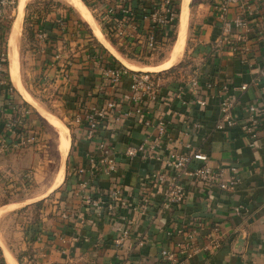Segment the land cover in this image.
I'll return each instance as SVG.
<instances>
[{
	"label": "crops",
	"instance_id": "0c3cea01",
	"mask_svg": "<svg viewBox=\"0 0 264 264\" xmlns=\"http://www.w3.org/2000/svg\"><path fill=\"white\" fill-rule=\"evenodd\" d=\"M217 1L203 3L208 12H199L194 19L193 45L188 50L194 57V69L179 78L172 75L154 77L158 78L164 94L171 87L178 89V85L187 82L195 72H198L202 82L211 80L218 86L229 84L239 98L238 116L242 113L247 115L243 108L250 103H256L263 109L257 142L252 145L240 125L228 131L215 129L220 114L218 87L205 91L208 104L204 107L197 106L190 93L185 91L184 99L188 104L176 99L172 109L184 112L186 117L201 125L193 134L184 135L181 134L185 129L182 119L167 114L171 120L167 146L171 150L184 149L180 141L189 142L194 148L208 153L212 166L236 165L241 182L234 190L191 185L186 200L180 205L156 195L145 213L131 206L139 202L142 190L150 192L147 190V186L150 189L147 184L149 173L164 167L155 158L139 155L130 159L125 152L128 147L137 146L150 137L154 128L146 126L137 117L119 122L110 119L100 125L95 136L89 138L86 127L78 126L73 120L79 102L89 105L94 102L100 104L103 100L96 90L100 81L98 68L87 55L99 49L104 60L112 64L110 54L93 42L86 24L71 9L58 8L43 19L44 24L33 19L36 34L34 39H30L27 49L30 72L33 79H38L37 83L41 82L44 74L49 76L50 82L45 87L59 93L55 100L73 126L64 181L51 193L54 197L45 200L40 217L24 225L22 241L14 246L17 254L13 255L19 264H163L161 250L175 249L182 239L177 229L194 227L200 222L203 224L198 238L200 250L188 264H264V46L253 37L251 53L231 52L220 47L218 36L221 23L213 10ZM32 18H36L35 13ZM64 22L65 28L62 29ZM39 31L47 34L44 40H38ZM58 52L71 56L75 62L70 70V82L63 78L62 63H53ZM89 78L94 79L89 81L93 83L91 90L87 82ZM130 80L126 77L122 86L128 87ZM244 84L248 87L242 91L240 88ZM9 102L31 110L26 123L40 135L37 142L25 148L0 154V196L7 192L15 198L19 194L38 191V187L30 188L33 182L30 184L25 174L32 171L34 179H37L41 171L47 128L31 104L21 98L13 86L4 85L0 88V107L4 110L0 114V135L5 134V121L11 113ZM167 109L158 101L152 104L150 115H162ZM102 140L108 142L110 154L119 165L111 174L102 171V167L95 172L91 170V160L102 158L99 147ZM80 167L86 169L84 174L78 173ZM168 171L173 174L172 170ZM184 182L188 183V179ZM143 185H146L144 189ZM118 186L123 194L117 214L103 212L93 223L86 221L94 217V210L85 203L86 195L105 193L104 197L109 198V193ZM48 188L22 201L18 199L7 207L28 204ZM236 206L242 207L241 212L234 210ZM64 211L74 215L65 219L62 216ZM129 221L132 223L129 224ZM127 225L131 230L130 237L117 245L116 239ZM216 226L219 227L222 243L218 248H211L208 234ZM140 241L143 245L139 244Z\"/></svg>",
	"mask_w": 264,
	"mask_h": 264
},
{
	"label": "built area",
	"instance_id": "2783aa9c",
	"mask_svg": "<svg viewBox=\"0 0 264 264\" xmlns=\"http://www.w3.org/2000/svg\"><path fill=\"white\" fill-rule=\"evenodd\" d=\"M94 15L99 18V24L103 25L105 36L110 40H117L118 48H123L134 56L151 58L163 49L170 40L174 28L179 20L176 0H83ZM17 0H0V88L10 84L9 53L2 36L6 32V24L11 16V11L16 6ZM213 10L217 20L221 23L218 44L227 48L231 52L251 53L252 38L255 37L259 45L264 46V0H218L214 4ZM65 28V22L61 25ZM46 33L38 32V40H44ZM116 44V45H117ZM115 45V44H114ZM89 60L95 62L98 68L100 81L96 90L102 95V102L98 104H83L79 102L77 111L73 117L78 125H84L87 129V136L92 138L96 135L101 124L107 123L110 119L115 122L124 121L131 118H139L146 126H152L154 133L147 137L137 146L127 148L125 154L130 159L139 155L152 157L161 161L163 169L154 170L149 173L147 184L150 192L142 190L139 202L131 206L139 212L145 213L148 210L152 197L161 195L164 200L172 204H182L187 196L191 185H201L202 188L221 190L236 189L241 178L236 165L215 167L209 163V155L205 150L194 148L189 142L180 141L184 149H169L166 140L169 137L170 119L167 114L181 118L185 125L181 134H193L200 127L201 123L192 121L184 112L172 109V103L178 99L183 104H188L184 99L185 91L189 92L191 99L197 106L204 107L208 104L205 97L207 89L218 87L220 96V114L216 122L215 129L228 131L238 125L250 139L251 144L257 142L263 109L256 103L245 105L242 113L238 116L239 98L234 94L229 84L218 86L211 80L202 82L198 72L192 74L187 82L178 85V89L169 88L167 93L161 91L158 78L149 73L136 72L125 65L108 64L99 49H95L87 55ZM61 62V72L63 78L70 82L74 60L65 53L58 52L53 63ZM54 65V64H52ZM10 75V73H9ZM264 82V71H262ZM129 77L131 80L128 87H123L124 80ZM50 82L47 74L41 78L42 86L46 90V84ZM185 83V84H184ZM247 85L241 86V90H246ZM108 90L110 93H108ZM161 101L168 107L166 113L152 117L150 109L152 104ZM11 113L6 119L5 134L0 135V154L8 153L11 150H20L38 141L40 135L37 131L29 128L26 118L31 114L29 108H20L9 102ZM242 108V107H241ZM0 107V114H3ZM108 142H100L102 158L99 161L91 160V170L95 172L98 168L106 174H111L118 169V162L110 154ZM194 162H197L195 164ZM168 170H172L170 174ZM79 174L86 172L85 168L77 169ZM25 177L34 180L33 172H27ZM188 179V183L184 182ZM146 186V185H145ZM143 185L142 188L144 189ZM122 188H114L109 194V198L104 195H86L85 203L94 210V217L86 219L93 223L103 212L116 215L121 206ZM241 206H236L234 210L241 212ZM135 210V211H136ZM72 213L64 211L63 218L69 219ZM132 221H129L131 224ZM203 227L202 222L194 227H180L177 234L181 236V241L177 242L176 248H163L161 256L163 264H188V262L200 250L198 238ZM131 230L129 225L122 229L120 236L116 239V244L120 245L129 238ZM171 234V233H170ZM211 248L221 246V235L219 227H214L208 234ZM143 245V241L139 242ZM0 264H5L0 256ZM255 264V263H251Z\"/></svg>",
	"mask_w": 264,
	"mask_h": 264
},
{
	"label": "rangeland",
	"instance_id": "374dc122",
	"mask_svg": "<svg viewBox=\"0 0 264 264\" xmlns=\"http://www.w3.org/2000/svg\"><path fill=\"white\" fill-rule=\"evenodd\" d=\"M35 1L36 0H28L26 6L29 3L35 2ZM38 1H39L38 3L33 5V9L31 8L30 10H34L38 6L40 7L44 6L45 4L50 3L51 1L50 4L53 3L54 6L58 5V7H60L62 10H66V11H69L71 9L70 10L71 12H73L76 16L79 15L81 17L79 12L75 9L73 5L69 3L68 0H38ZM206 1L208 0H191L190 2L189 26H188V33H187V38H186V46H185L183 55H181L178 59L179 62L177 61L173 67L174 68L172 72L173 78H179L180 76H184L185 74H187V72H190L194 69V65H193L194 57H192V55L188 52L191 45H193L192 44L193 41H191V36L193 33L192 25L194 23V19L196 18L199 12L201 14L208 12V9L206 8V6H204L205 4H203ZM18 4H19V0H17L16 6L11 11V16L8 19V23L6 24V32L4 36H2L3 44L6 43L7 48H8L7 39L9 35L8 33L12 27L16 14L19 12ZM176 5H177V8L180 9L179 11V17H180L181 0H176ZM26 6L23 11V16H22L23 21H21L22 31H21V35L19 36L20 70L22 73V79H23L24 86L38 100L41 106H43L47 111H49L50 114L60 119L70 129V134L72 138L71 129L73 125L70 123V119L65 117V114L61 111V105L58 103V101L55 100L59 97L58 96L59 93H53L52 91H49L48 89L44 90L42 83L41 82L37 83L38 79H35V77L33 79L32 77L33 75L30 72L31 65L28 60V56H27L28 50L27 49H29V42L31 39L30 34L28 32L29 27L31 26V23L27 19V16H29L28 15L29 12H32V11L27 10ZM87 8L91 12L90 10L91 8H89L88 6ZM93 16H95L94 18H96V21L99 24V18L96 16L95 13ZM82 20L86 24L87 32L93 38V42L98 41L101 45H103L102 42L94 34L91 26L87 23V21H85V19L83 18ZM99 26L103 28V25L99 24ZM177 27H178V24L173 30L174 32L172 34V37L170 38L169 41H167L166 43L167 45L163 49H161L158 52V54H156L154 57H151V58L150 57L149 58L137 57V56H134V53H129L128 51H126L127 53H129V57H130L129 59L128 57L124 56L120 52L118 48L119 45L117 44L118 43L117 40H114L115 43L117 44L114 47L120 53V55H122L128 61L135 63L139 65L140 67H146V66L150 68L152 67L151 70H149L152 72L162 71V70H157L156 67L170 60L171 51L174 45L173 43L177 37ZM8 53H9V50H8ZM8 61H9V58H8ZM141 71H145V70H141ZM10 80H11V76H10ZM12 86H13V90H15V92H17V94L21 98L24 99V97L22 96L23 94L19 92V90L14 86L13 82H12ZM31 106L33 107L35 112L43 119L44 121L43 124L47 128L46 129L47 136L44 138V141H43L44 143V147H43L44 163L42 164L41 171L38 173L39 175L37 176V179L36 178L34 179L32 186L30 187L33 189L38 187V191L36 190L29 191L27 192V194H24V195L19 194V197H15V198H12L13 197L12 194L7 193V192L3 193V195L0 196V207L5 208V209H2L0 212V236L3 239V242L5 243L4 244L5 254H7V252L17 254L14 246L18 244L20 241H22L24 225L27 223H32L33 221L38 219L40 217V214H42L40 210L43 208L45 200L51 199L52 197H54V195L51 194L45 199H43L41 204H37V202L36 203L34 202L24 207H15V208H8L7 205L13 202H17L18 199H19L18 201H22L21 199L24 200L28 197H32L37 192L43 191L47 189L48 187H50V185L53 182L57 166L61 162V154H60L61 146L59 144L57 130L42 116V114H40L39 110L37 109L35 105H34L35 107L32 104ZM28 202H31V201H28ZM1 247H0V256H1V259L3 258V261H5L6 263L7 261L5 260L3 248Z\"/></svg>",
	"mask_w": 264,
	"mask_h": 264
},
{
	"label": "bare ground",
	"instance_id": "6f19581e",
	"mask_svg": "<svg viewBox=\"0 0 264 264\" xmlns=\"http://www.w3.org/2000/svg\"><path fill=\"white\" fill-rule=\"evenodd\" d=\"M28 0H19L18 10L19 12L16 14L12 27L9 31L8 35V48H9V70L11 74V79L14 86L19 90L21 95L29 101L31 104L35 105L39 110L40 114L57 130L59 144L61 146L60 154H61V162L57 166L56 173L53 179L52 184L48 188V190L34 198L32 201H39L45 196L50 195L56 189H58L64 181L65 173H66V165L65 160L67 154L69 153V148L71 144V134L69 128L56 116H53L49 113L43 106L40 105L38 100L28 91L23 83L22 73L20 70V57H19V36L22 31V16L25 6ZM71 5L75 7V9L79 12L81 17L87 21V23L91 26L94 34L97 38L113 53L115 54L128 68L133 70H151L150 67H140L139 65L128 61L124 58L120 53L116 50L114 45L106 38L104 32H102L99 24L96 21L95 16H93L89 9L87 8V4L82 0H68ZM190 2L191 0H181V12L179 17V23L177 27V37L174 41L173 49L171 51V58L169 61L163 63L160 66H157V70H166L167 68H171L178 61L179 57L183 55L186 46V38L188 33L189 26V10H190ZM87 6H86V5ZM89 7V6H88ZM90 8V7H89ZM91 10V9H90ZM182 59V58H181ZM179 62V61H178ZM34 106V107H35ZM44 192V191H43ZM48 194V195H47ZM37 196V195H36ZM35 197V196H34ZM31 201V202H32ZM4 207L0 208V212ZM0 245L3 248L5 260L7 264H19L17 258L11 252H7L5 254V246L4 242L0 238Z\"/></svg>",
	"mask_w": 264,
	"mask_h": 264
},
{
	"label": "trees",
	"instance_id": "16d2710c",
	"mask_svg": "<svg viewBox=\"0 0 264 264\" xmlns=\"http://www.w3.org/2000/svg\"><path fill=\"white\" fill-rule=\"evenodd\" d=\"M39 1L38 0H36L35 2H31V3H29L27 6H26V9L27 10H29V11H32V12H29V16H27V19L29 20V22L31 23V26L29 27V34H30V37L31 38H33L34 39V37H35V34H36V29H35V26H34V23H33V19H38L39 20V22L40 23H43L42 21H43V19L48 15V14H50V13H52V12H55L58 8H60V7H58V5H53V3L52 4H50L51 3V1H50V3H47V4H45L44 6H38L37 8H35L34 10H30L31 8L33 9V5H35L36 3H38ZM179 11H180V9L178 8V13H179ZM35 13V15H36V18H32V14H34ZM179 23V20H177V23L176 24H178ZM44 24V23H43ZM9 28V27H8ZM9 34V33H8ZM110 41L113 43V44H115L116 45V43H115V41L113 40V38H110ZM96 44H97V46L100 48V49H102V47L104 48V50L106 51V52H108L109 54H110V59L112 60L111 62L112 63H115V64H120V65H122V63L119 61V60H117L116 58H115V56H113L104 46H102L98 41H96ZM174 44V43H173ZM5 45L7 46V44L5 43ZM119 50H120V52L124 55V56H126V57H128L129 59H130V57H129V53H127L126 52V50L125 49H123V48H119ZM174 67V66H173ZM173 67H171L170 69H167V70H162V71H158V72H148L150 75H152V76H168V75H172V72H173V70H174V68ZM187 68V67H186ZM8 78L10 79V75H9V72H8ZM89 81L90 82H92V81H94V79H92V78H89V79H87V82H88V84H89V86H90V88H89V90H91L92 89V86H93V83H89ZM10 84L12 85V82H11V80H10ZM42 203V200L41 201H39V202H37V204H41ZM2 260H3V258H2ZM4 263H5V261H4ZM6 264V263H5Z\"/></svg>",
	"mask_w": 264,
	"mask_h": 264
},
{
	"label": "water",
	"instance_id": "95a60500",
	"mask_svg": "<svg viewBox=\"0 0 264 264\" xmlns=\"http://www.w3.org/2000/svg\"><path fill=\"white\" fill-rule=\"evenodd\" d=\"M103 32V31H102ZM107 38V37H106ZM108 39V38H107ZM109 40V39H108ZM103 44V43H102ZM104 45V44H103ZM104 47L113 55V56H115V58L117 59V60H119L123 65H125L115 54H113L105 45H104ZM126 66V65H125ZM127 67V66H126ZM128 68V67H127ZM130 69V68H129ZM130 70H132V71H136V72H143V73H148V72H152V71H138V70H133V69H130ZM25 99V98H24ZM26 100V99H25ZM27 101V100H26ZM29 102V101H28ZM30 103V102H29ZM31 104V103H30ZM33 105V104H32ZM34 106V105H33ZM69 154V153H68ZM68 156V155H67ZM66 163H67V157H66V160H65V165H66ZM48 197V196H47ZM46 198V197H45ZM45 198H43V199H45ZM43 199H41V200H43ZM41 200H39V201H41ZM39 201H35V203L36 202H39ZM32 203H34V202H30V203H28V204H24V205H20V206H18V207H24V206H27V205H29V204H32ZM1 247V246H0ZM2 248V247H1Z\"/></svg>",
	"mask_w": 264,
	"mask_h": 264
}]
</instances>
